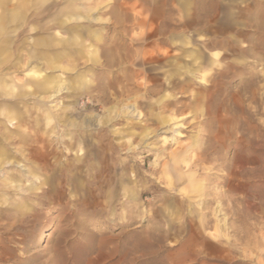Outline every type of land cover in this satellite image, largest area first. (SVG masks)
Masks as SVG:
<instances>
[{
  "label": "rangeland",
  "instance_id": "rangeland-1",
  "mask_svg": "<svg viewBox=\"0 0 264 264\" xmlns=\"http://www.w3.org/2000/svg\"><path fill=\"white\" fill-rule=\"evenodd\" d=\"M77 3L0 30V264H264V0Z\"/></svg>",
  "mask_w": 264,
  "mask_h": 264
},
{
  "label": "crops",
  "instance_id": "crops-1",
  "mask_svg": "<svg viewBox=\"0 0 264 264\" xmlns=\"http://www.w3.org/2000/svg\"><path fill=\"white\" fill-rule=\"evenodd\" d=\"M77 1L79 0H66L60 6V0H0V30L29 29L31 27L34 30L35 27L28 25L32 22L26 20L29 17L31 9L36 6L48 5L49 10L47 15L49 17H46L47 24L42 28L65 31V35L61 34L62 36L57 37L59 44L80 46L85 44L86 37L95 43V40L101 37L99 32L89 27L80 26L77 21L81 19L99 21L101 18L92 16V14H80ZM42 43L44 44L45 41ZM94 43L90 42L89 44L94 45ZM34 76L36 75L34 74ZM50 89L49 87L45 90H39L47 93ZM150 89L154 90L153 88ZM2 92L4 91L2 90ZM144 92L147 93L145 89Z\"/></svg>",
  "mask_w": 264,
  "mask_h": 264
},
{
  "label": "bare ground",
  "instance_id": "bare-ground-1",
  "mask_svg": "<svg viewBox=\"0 0 264 264\" xmlns=\"http://www.w3.org/2000/svg\"><path fill=\"white\" fill-rule=\"evenodd\" d=\"M38 75H40V74H38ZM40 77V76H39ZM40 81V87L42 88V90H45V89H47V88H51V87H57L58 89L54 92V94H57L58 92H60L61 91V89H62V87H61V85H60V81L59 80H55V79H51V78H48V77H43V78H41V80H39ZM49 84H51V85H49ZM146 91H147V93H150V92H152L151 90H149V88H144ZM3 93H5V95L6 94H11V91L10 90H7V91H4ZM139 93V92H138ZM114 110V109H113ZM5 151V150H4Z\"/></svg>",
  "mask_w": 264,
  "mask_h": 264
}]
</instances>
